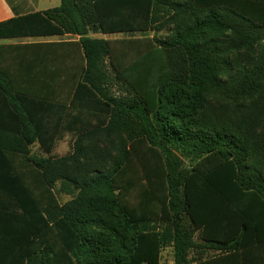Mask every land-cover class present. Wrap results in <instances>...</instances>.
Wrapping results in <instances>:
<instances>
[{"label": "trees", "instance_id": "16d2710c", "mask_svg": "<svg viewBox=\"0 0 264 264\" xmlns=\"http://www.w3.org/2000/svg\"><path fill=\"white\" fill-rule=\"evenodd\" d=\"M64 34L81 60L51 90L32 63L0 71V263L264 264V0H62L0 23Z\"/></svg>", "mask_w": 264, "mask_h": 264}, {"label": "crops", "instance_id": "0c3cea01", "mask_svg": "<svg viewBox=\"0 0 264 264\" xmlns=\"http://www.w3.org/2000/svg\"><path fill=\"white\" fill-rule=\"evenodd\" d=\"M61 1L0 0V23L9 21L17 16H26L54 9L61 5ZM116 35L96 34L93 36L110 40L123 39H117ZM79 39V36L71 34L0 39V71L12 75L14 80H22L30 77L31 70L28 64L32 63L37 66L36 72H41L42 74L31 78L47 79L51 90V83L60 78L62 65H71L76 62L75 60H81V53L76 45ZM67 135L71 134L67 133L64 137ZM55 151L56 147L53 152ZM254 235H264V230L258 234L254 233ZM1 256L2 251L0 250Z\"/></svg>", "mask_w": 264, "mask_h": 264}, {"label": "rangeland", "instance_id": "374dc122", "mask_svg": "<svg viewBox=\"0 0 264 264\" xmlns=\"http://www.w3.org/2000/svg\"><path fill=\"white\" fill-rule=\"evenodd\" d=\"M168 27L162 29L159 33H158V36L163 38V37H166L168 35ZM151 35L153 36L154 33H151ZM117 36V39L119 38H129V36H126V35H123V34H120V35H116ZM115 36V37H116ZM136 37H140L139 34H136ZM142 46H145V51L146 53H148V57H146L147 59H153V58H158V54L159 56L161 55L160 52H157L156 51H152V48L149 46L148 42H143L142 43ZM119 49L121 50L122 47H119ZM127 57V56H126ZM158 60V59H157ZM148 61V60H147ZM138 73V71H135L132 67L127 69L125 71V74L127 77L130 78V74L132 76H136ZM113 93L114 95L118 96L119 95V90L118 88L115 86L113 87ZM151 106H152V103H151ZM73 145H74V138L71 136V135H67L66 137H64L62 140H60L57 145H56V151L53 152V155L56 156V157H63L67 154H70L73 152ZM30 150V153L32 155V157L34 159H40V158H47L49 155L46 154L44 152V150L41 148V145L39 144V142H36L34 145L30 146L29 148ZM18 159V158H17ZM55 192H56V197L57 199L59 200V202L61 204H65L67 203L68 201L71 200V196H68L64 193L61 192V185L60 183L57 184L56 188H55ZM162 264H173V252H172V249L171 248H166L162 254Z\"/></svg>", "mask_w": 264, "mask_h": 264}]
</instances>
